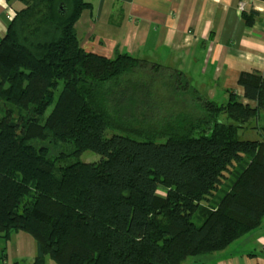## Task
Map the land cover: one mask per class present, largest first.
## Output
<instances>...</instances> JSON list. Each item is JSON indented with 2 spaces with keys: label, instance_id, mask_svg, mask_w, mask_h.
<instances>
[{
  "label": "trees",
  "instance_id": "16d2710c",
  "mask_svg": "<svg viewBox=\"0 0 264 264\" xmlns=\"http://www.w3.org/2000/svg\"><path fill=\"white\" fill-rule=\"evenodd\" d=\"M20 1L0 39L1 241L31 235L34 264H185L264 222L260 73L219 102L181 70L87 52L84 0ZM84 151L100 159L56 167Z\"/></svg>",
  "mask_w": 264,
  "mask_h": 264
},
{
  "label": "crops",
  "instance_id": "0c3cea01",
  "mask_svg": "<svg viewBox=\"0 0 264 264\" xmlns=\"http://www.w3.org/2000/svg\"><path fill=\"white\" fill-rule=\"evenodd\" d=\"M77 24L82 47L107 58L128 53L181 70L208 97L223 102L242 94L241 72L264 77V0H84ZM20 0H0V39ZM252 24L246 23L244 15ZM212 95H211V94ZM243 103L254 105L242 100ZM264 126V112L259 116ZM1 264H34L37 244L25 232L0 240ZM46 264H55L47 259ZM185 264H264V222L225 250Z\"/></svg>",
  "mask_w": 264,
  "mask_h": 264
},
{
  "label": "rangeland",
  "instance_id": "374dc122",
  "mask_svg": "<svg viewBox=\"0 0 264 264\" xmlns=\"http://www.w3.org/2000/svg\"><path fill=\"white\" fill-rule=\"evenodd\" d=\"M13 17H14V15L11 16V19H13ZM78 23H80V19L78 20ZM239 136H240V138L245 139V140L246 139L253 140V139L257 138L255 133L253 135H251L249 133H248V135L247 134L245 135V133H240ZM99 159H100V157L97 154H95L94 152L84 151L81 155H79L76 158H69L64 162L56 163V167L58 168L60 166H64V165L72 163L76 160L81 161V162H85V163H94V162H97ZM157 194L158 195L161 194L162 196H164V189L162 187H159ZM189 259H194V258H189Z\"/></svg>",
  "mask_w": 264,
  "mask_h": 264
}]
</instances>
